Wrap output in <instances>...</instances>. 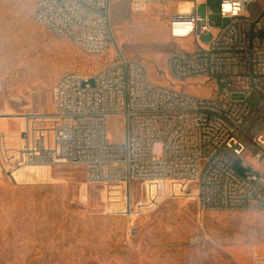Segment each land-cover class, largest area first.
I'll return each instance as SVG.
<instances>
[{
    "label": "built area",
    "instance_id": "2783aa9c",
    "mask_svg": "<svg viewBox=\"0 0 264 264\" xmlns=\"http://www.w3.org/2000/svg\"><path fill=\"white\" fill-rule=\"evenodd\" d=\"M179 1L191 6L171 16L169 35L193 40V51L174 50L166 72L176 82L221 79L227 86L221 96L202 98L157 85L146 65L118 45L113 0H34V22L50 35L88 54L113 49L116 60L90 76L63 75L53 89L52 112L27 110L18 134L9 137L0 125L5 182L18 185L33 168L78 165L88 184L119 183L126 191L135 183L157 181L165 188L191 181L203 213L264 211V2L129 0V8L140 14ZM204 1L217 10L207 7L201 18ZM213 18L227 23L216 28ZM206 34L213 38L204 44ZM254 93L260 95L256 106L229 99ZM111 118L121 119V143L108 140Z\"/></svg>",
    "mask_w": 264,
    "mask_h": 264
},
{
    "label": "rangeland",
    "instance_id": "374dc122",
    "mask_svg": "<svg viewBox=\"0 0 264 264\" xmlns=\"http://www.w3.org/2000/svg\"><path fill=\"white\" fill-rule=\"evenodd\" d=\"M204 3L201 18L207 7L217 10ZM190 6L155 4L139 14L130 10L129 0H113L111 26L125 56L144 63L157 85L202 98L221 96L227 88L221 79L176 82L166 72L174 50L193 51V40L173 41L168 31L171 16ZM17 7L5 9L0 47L1 107L10 108L2 122L6 132L19 131L27 110L51 113L53 89L63 75L90 76L116 60L113 49L93 55L53 37L35 24L34 14ZM212 23L223 28L227 22L213 18ZM212 38L206 34L200 41ZM229 99L256 106L260 95ZM123 133L121 119L111 118L109 142L121 143ZM155 149L158 156L161 147ZM236 169L241 172L239 164ZM196 198L191 181L165 188L159 182L135 183L126 191L119 183L88 184L78 165L33 168L20 184L1 187L0 264H264V211L200 213Z\"/></svg>",
    "mask_w": 264,
    "mask_h": 264
},
{
    "label": "crops",
    "instance_id": "0c3cea01",
    "mask_svg": "<svg viewBox=\"0 0 264 264\" xmlns=\"http://www.w3.org/2000/svg\"><path fill=\"white\" fill-rule=\"evenodd\" d=\"M17 4V10L20 11L21 13L25 12L26 10L29 13V16L32 17V15L35 13V4H34V0H15V3H8L5 0H0V47H1V40H2V34L4 32V21L3 19L4 14H5V9L7 6L10 5H16ZM25 10V11H24ZM26 11V12H27ZM0 72H1V65H0ZM9 107H5L4 109H2L1 107V99H0V125L3 128L2 122H5V117H4V113L10 111ZM8 134H18L19 132H7ZM5 186V181L3 180L1 173H0V194H1V187Z\"/></svg>",
    "mask_w": 264,
    "mask_h": 264
},
{
    "label": "bare ground",
    "instance_id": "6f19581e",
    "mask_svg": "<svg viewBox=\"0 0 264 264\" xmlns=\"http://www.w3.org/2000/svg\"><path fill=\"white\" fill-rule=\"evenodd\" d=\"M148 182H157V181H148ZM200 213H203V212H200Z\"/></svg>",
    "mask_w": 264,
    "mask_h": 264
}]
</instances>
